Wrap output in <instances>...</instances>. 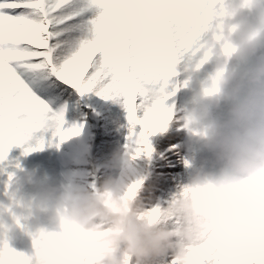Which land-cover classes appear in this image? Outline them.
<instances>
[{
	"label": "clouds",
	"instance_id": "1",
	"mask_svg": "<svg viewBox=\"0 0 264 264\" xmlns=\"http://www.w3.org/2000/svg\"><path fill=\"white\" fill-rule=\"evenodd\" d=\"M262 51L264 0H215L186 68L189 79L208 66L212 74L189 89L192 107L172 121L211 157L189 176L186 188L196 199L182 191L159 221L152 219L147 209L155 186L145 187L136 173L130 143L102 165L112 174L98 186L50 185L26 204L17 202L27 211L23 231L34 245L30 264H165L169 257L183 264L205 224L241 216L264 220V63H253ZM222 106H228L227 118L214 119ZM89 156L84 148L77 163L88 164ZM208 164L218 174L207 171ZM21 227L10 207L0 209V249ZM0 264H13L11 256L0 254Z\"/></svg>",
	"mask_w": 264,
	"mask_h": 264
},
{
	"label": "snow or ice",
	"instance_id": "2",
	"mask_svg": "<svg viewBox=\"0 0 264 264\" xmlns=\"http://www.w3.org/2000/svg\"><path fill=\"white\" fill-rule=\"evenodd\" d=\"M214 3L0 0V161L37 133L51 132L61 143L82 135L83 125L65 128V101L73 93L83 97L92 92L106 100L123 98L133 159L150 157L149 136L176 118L171 105L179 91L173 83L179 57L202 40ZM53 99L64 105L58 112L50 107ZM39 145L24 154L42 150L43 137ZM183 191L196 199L187 188ZM147 211L159 221V206ZM187 252L183 264H264V220L241 216L205 224ZM4 253L13 264H30L8 245L0 249ZM165 264L178 261L169 257Z\"/></svg>",
	"mask_w": 264,
	"mask_h": 264
},
{
	"label": "trees",
	"instance_id": "3",
	"mask_svg": "<svg viewBox=\"0 0 264 264\" xmlns=\"http://www.w3.org/2000/svg\"><path fill=\"white\" fill-rule=\"evenodd\" d=\"M189 55L190 52H187L180 56L176 68L178 75L173 83L179 87V91L175 113H182L192 107L189 89L205 82L212 74V68L208 66L189 79L190 73L186 71ZM253 63H264V51L257 54ZM235 68L240 70L239 66ZM185 81L188 82L187 87H184ZM82 99L88 102L89 109L84 107ZM49 103L55 112L64 106L55 99ZM65 103L68 105L65 128L83 125L82 135L61 143L60 138H53L51 132L37 133L28 144L11 148L8 156L0 161V209L10 207L22 226L16 230L8 246L25 256L31 255L34 245L23 231V226L27 223L24 219L27 216L26 208L18 206L17 202L26 204L32 195L45 186H87L91 181V173L95 175L98 186L102 179L112 174L102 165L110 159L114 150L125 149L128 145L130 124L123 98L118 101L106 100L95 92L83 97L73 93ZM89 112L95 118V128L92 127ZM227 113L228 106H222L220 110L213 112V118L224 120ZM140 131L142 129L137 125L136 136H139ZM41 137L43 149L25 155V150L30 147L39 148ZM93 137L95 140L92 144ZM148 140L153 152L150 157L141 156L135 160L136 173L145 179V187L155 186L152 193L154 203L149 208L159 206L163 210L187 187L193 169L210 161L211 157L201 152L198 145L189 143L185 134L177 131L174 122L165 130L149 136ZM84 148H91L89 163L86 165L77 163ZM206 169L213 174H218L219 171L218 167L211 164L206 165ZM21 176H27L28 179L24 183H16V178ZM13 178L15 182L11 184ZM141 196L147 198L149 193L142 192Z\"/></svg>",
	"mask_w": 264,
	"mask_h": 264
},
{
	"label": "rangeland",
	"instance_id": "4",
	"mask_svg": "<svg viewBox=\"0 0 264 264\" xmlns=\"http://www.w3.org/2000/svg\"><path fill=\"white\" fill-rule=\"evenodd\" d=\"M15 182V178H13V180L11 181V184H13Z\"/></svg>",
	"mask_w": 264,
	"mask_h": 264
}]
</instances>
